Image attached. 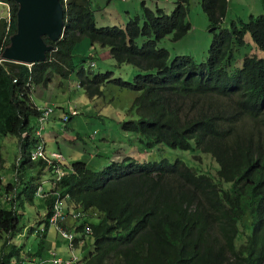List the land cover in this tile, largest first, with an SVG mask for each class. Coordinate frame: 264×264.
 <instances>
[{
    "label": "trees",
    "instance_id": "obj_1",
    "mask_svg": "<svg viewBox=\"0 0 264 264\" xmlns=\"http://www.w3.org/2000/svg\"><path fill=\"white\" fill-rule=\"evenodd\" d=\"M1 1L10 10L8 18L0 19V135L17 140L21 158L13 166L20 175L4 186L13 197L10 209L0 207V264L26 260L23 247L15 243L24 214L18 201L22 172L31 168L54 175L43 160L29 159L38 143L32 122L41 116L34 92L56 79L72 82L73 77L91 101L103 98L109 85L136 94L140 115L130 120L134 122H122L133 137H119L121 143L161 156L166 148L179 150L195 166L183 159L141 162L130 156L99 172L81 161L71 170L64 167L66 174L53 180L44 199L45 229H30L41 238L36 257L61 200L66 217L59 227L75 234L69 246L77 258L73 264H264V60L252 53L238 57L241 50L252 48L246 43L248 34L264 52V0H259L263 13L249 12V22L236 11L240 3L200 0L213 36L208 52L198 60L192 54L172 59L159 46L168 38L180 42L192 30L190 0H176L171 15L144 8V24L136 17L126 30L99 27L93 0H67L63 37L55 43L45 39L54 49L45 62L33 66L2 60L17 30L18 5ZM86 39L109 49L117 65H130L140 74L130 82L113 72L97 73L92 49L78 52ZM106 132L113 135L111 128ZM97 135L87 138L95 142ZM76 141L89 145L80 134ZM89 148L91 155L103 154ZM204 155L217 163L218 176L229 189L222 180L220 185L214 181L210 169L196 168L194 160ZM39 185L25 189L29 199ZM76 248L82 254H76Z\"/></svg>",
    "mask_w": 264,
    "mask_h": 264
},
{
    "label": "rangeland",
    "instance_id": "obj_2",
    "mask_svg": "<svg viewBox=\"0 0 264 264\" xmlns=\"http://www.w3.org/2000/svg\"><path fill=\"white\" fill-rule=\"evenodd\" d=\"M168 2V3H167ZM235 3L242 4L239 8L236 9L238 13H242L246 18V22H249L251 15L248 13L253 11L255 16L261 15L263 13V8L259 0H233ZM94 9H95V16L96 22L99 27H112V26H119L124 28L125 24L120 20V15L125 17V11L131 9L135 15V8L139 6L141 8V15L139 16L140 23L143 25L144 20L146 18V10L142 7L143 4L146 9L150 10L151 12L159 13L161 10H165L167 13H172L176 8V0L166 1V0H93ZM159 7V10L156 8ZM7 7L3 4L0 5V19L2 17L8 18L9 11L7 14ZM189 22L192 25V30L187 34L184 39L180 42H173L169 38L163 40L159 43L160 47L166 48L172 59H174L178 55H186L192 54L196 57V59H202L203 53L208 52L210 47L209 43L212 40V33L209 28V22L206 14L204 13L200 0H190V13L188 17ZM230 26V21L228 20L226 27ZM142 39L139 40V44H142ZM251 36H246V43L251 42ZM89 40H85L83 43L80 44L78 47V52L81 50L92 49V59L94 58L96 62V66L93 69L97 73H105V72H113L115 78H122L126 81H134L136 75L140 74V72H135V68L130 65H123L119 66L117 63L110 57L109 50L101 49V47L97 44L93 45ZM253 51V52H252ZM256 53L260 57L264 58V54L257 50L256 47L248 49H243L238 53L239 58H243L245 54L248 53ZM90 53V55H91ZM240 62L242 60L240 59ZM90 63L87 61L83 65V69L88 71ZM74 76L77 77L76 74ZM75 77H73L74 80ZM114 79V78H112ZM58 91V88H53V92ZM59 92V91H58ZM82 94L81 99H77L73 102V105L77 107L80 115L75 117L72 122L67 123L64 121V113L62 112L61 108H57L54 110V114L52 115L56 120L57 123L53 128H48L47 134L50 139H54L55 137L66 138V135L63 134H74V138L71 140H76V136L80 134L84 142H88L90 146L98 148V152L103 153L102 155H94L100 156L99 158L95 159L94 163L90 162V165L94 167L95 170L100 169L98 166L99 163L105 161L104 167H108L115 158L120 156H134L137 157L141 162L146 160H159L161 157H165L167 159L176 160V159H183L189 166L194 167L190 161H188L184 156L183 153L179 150H172L166 148L163 150V156L161 154L155 153H145L144 150L139 151V146L136 148L131 149V146L127 142H120L119 137H123V139H127L129 137H133V134L125 131L122 128L120 122L124 120H128L129 116L134 119H137L136 116V94L132 93L128 90H119L113 85H109L105 91V96L98 100L89 101L86 97L84 92H79ZM65 108V107H64ZM68 114L71 113V107H68ZM89 109V113L85 110ZM132 112V113H131ZM98 114H104V117H99ZM63 115V116H62ZM62 116V117H61ZM107 128H111L113 135L106 132ZM117 128V132L115 129ZM94 132H98L97 139L95 142H91L88 140V137ZM115 132V133H114ZM46 135L47 140V151L51 152L54 148L57 149L56 143L52 141H48V136ZM136 137V136H134ZM80 149V154L83 157H91L89 154L92 152V149L86 147L83 142L77 141L76 142ZM18 145V144H17ZM1 155L0 158L3 160V166H0V178H4L11 174L13 170L14 164V156H13V145L9 141H5L1 143ZM84 148V149H83ZM61 151L64 153L66 157L69 158V163H76L80 162L81 160L74 159L73 153L71 152V147L64 145L61 148ZM97 152V153H98ZM18 153V151H17ZM86 153V155L84 154ZM106 154V155H104ZM197 155V153L192 154ZM21 158V157H20ZM197 166L200 167L204 172L210 169L213 177L217 180V165L213 162V159L210 156H200L198 159L194 160ZM2 164V161H1ZM66 166L67 163H66ZM38 170L35 169H27L24 173L22 172L23 176H32ZM7 185V182L6 184ZM4 185V186H5ZM4 186H0L4 188ZM5 194V190H3ZM3 192L1 195H4ZM39 203V202H38ZM37 203V205H38ZM36 205V206H37ZM8 207V206H7ZM37 211L36 208L33 211L29 210V207L23 210L24 214L21 218V232L17 234L15 242L24 248L25 252L33 251V253L39 250V244L41 242V238L37 234H32L30 232L31 228H35L38 231H43L46 227L44 223V219L46 216V212L38 209V215L35 212ZM34 212V215H33ZM32 213V214H31ZM60 235V236H59ZM56 238L59 242L64 243L65 241L61 238V234L59 233ZM55 236H49L48 240L52 239V243L56 244ZM49 242V241H48ZM61 244V243H60ZM63 245V244H61ZM25 256L24 254L22 257ZM23 264H29L28 262H24Z\"/></svg>",
    "mask_w": 264,
    "mask_h": 264
},
{
    "label": "crops",
    "instance_id": "obj_3",
    "mask_svg": "<svg viewBox=\"0 0 264 264\" xmlns=\"http://www.w3.org/2000/svg\"><path fill=\"white\" fill-rule=\"evenodd\" d=\"M168 1H171V0H168ZM127 9L128 10L125 11V14H124L125 17L122 15L119 16L120 20L123 23H126L130 19V17L135 16L133 11H131V9H129V8H127ZM134 12L136 15H141V13H142L141 8H139V6H136ZM53 88H58L59 92L58 91L53 92ZM81 91H82V89L78 85V82L76 81V79L72 80V82H70V81L60 82L58 79H56L52 84L49 85V87L47 89L43 88V86L37 87L35 92H34V95H33V100H34V103L36 104V106L38 108L52 106L55 109L61 108L63 113L64 112L68 113V109H67L68 107H71V109L77 108L73 105V102L76 101L77 99H81L82 94L79 93ZM85 111L87 113H89V109H87ZM66 113H64V115ZM73 119L74 118H71L68 123L72 122ZM56 123H57V120L52 116V118L48 121V123L45 126V128H46L45 140H46V135L49 133V131L47 132L48 128H53L56 125ZM32 124H34V128L36 126V129L34 130V133H36V131L38 130V127H39L38 120L34 119ZM63 135H66V138L68 140H65V139L59 138V137H55L54 139H50L49 136L47 135L48 141H52L53 143H56V146H57V149L54 148L51 152H60L64 155V153L61 151V148H63L64 145H67V146L71 147V150H72L71 152L73 153L72 156L74 159L78 158L79 160H81V162H86L87 164H90V162L94 163V161H93L94 155L90 154L91 157H86V156L83 157L80 154V151L82 149L79 148L78 144L76 143L77 141L71 140L74 138V134L69 135L67 133V134H63ZM5 141H9L13 145V156L15 159L14 164H13V166H14L17 163V160L18 159L20 160V157H21L19 145H17L18 142L14 137H2L0 135V155H1V149H2L1 143H4ZM46 146H47V140H46ZM89 146L90 145H88V147ZM17 151H18V153H17ZM84 154L86 155V153H84ZM65 158L67 160V165H68L67 167H69L70 169L69 168L68 169L71 170V165L73 163L68 162V160H69L68 157L65 156ZM95 158H97V156H95ZM1 161H2V164H1ZM3 164H4L3 160L0 158V166H3ZM103 167H104V165L101 166L100 169L97 170V172L103 170ZM13 170L14 171L11 174H8V176H6L4 178H0V182H1L0 186H2V185L4 186L6 184V182H7V185L14 183V180L17 179V176H19L20 173L17 172L16 169H14V168H13ZM34 176H36V177L38 176V179L35 181H31L29 183L28 179L31 177H34ZM53 180H54L53 174L49 173L47 170L42 171V172L37 171L32 176H28V175L25 176L23 181L20 183V186L18 187V192H22L18 201L20 203H23V206L20 207V210H19L20 213L23 212V210L26 208V206L29 207L30 211H33V209L36 208L37 211H35V212L37 213V216H39L38 215V209L46 212V207L44 205L45 200L43 198H41L38 195V193L34 194V198L32 200H31V198L29 199L30 194L25 189L30 187V186H33L36 183H38L40 185H43L44 190L48 193L53 189ZM22 189H23V191H22ZM3 190H5V189L0 187V207L10 209L12 206L11 198L13 197V193L8 190L4 194ZM2 192L4 195H1ZM37 203H38V205H37ZM65 211H66V209H65ZM33 215H34V212H33ZM67 216L69 217L70 215H67ZM71 220H73V219L71 218ZM50 235L51 236H55V235L58 236L59 232L52 226L49 229V231L47 232L46 238L44 239V245H43L42 253L36 257L35 255L37 254V252L33 253L34 250L28 251V252L24 251L25 252L24 253L25 259H26L25 262H28L29 264H48V262H49V260H51L52 256L60 257L66 261L71 260L72 249L69 247L70 241H67L63 237H61L65 241L64 243H62V242H59V240L55 236V239L57 242H56V244H53L52 239L48 240ZM60 243L63 245H61ZM23 250H24V248H23ZM70 250H71V252H70ZM76 254H82V250L76 248ZM80 257L83 258V255Z\"/></svg>",
    "mask_w": 264,
    "mask_h": 264
},
{
    "label": "water",
    "instance_id": "obj_4",
    "mask_svg": "<svg viewBox=\"0 0 264 264\" xmlns=\"http://www.w3.org/2000/svg\"><path fill=\"white\" fill-rule=\"evenodd\" d=\"M18 5L17 30L3 51V61L33 66L45 62L55 43L64 35L65 9L62 0H13Z\"/></svg>",
    "mask_w": 264,
    "mask_h": 264
},
{
    "label": "built area",
    "instance_id": "obj_5",
    "mask_svg": "<svg viewBox=\"0 0 264 264\" xmlns=\"http://www.w3.org/2000/svg\"><path fill=\"white\" fill-rule=\"evenodd\" d=\"M52 113L51 109H48L45 111L43 116L39 119L40 128L36 134L39 144L37 148L31 153L30 159L31 161H38V160H44V162L49 166L53 168V172L56 174L57 180H60L61 177L64 176L65 170L64 167L66 165V158L64 155L60 152H47L44 142L42 141V130L44 129V124L47 122L50 114ZM38 194L45 198L46 195L43 193V189L40 188L38 190ZM64 203L59 200L55 205V213L53 217L51 218V225L56 228L61 236L64 239L69 240L72 242L74 239L75 234L67 232L65 230L60 229V223L64 220ZM74 219L80 218V214H75ZM91 230L89 227L86 228V234H90ZM75 261H77V258L75 256H72V259L70 261H66L60 257H53L51 260H49L48 264H73Z\"/></svg>",
    "mask_w": 264,
    "mask_h": 264
},
{
    "label": "clouds",
    "instance_id": "obj_6",
    "mask_svg": "<svg viewBox=\"0 0 264 264\" xmlns=\"http://www.w3.org/2000/svg\"><path fill=\"white\" fill-rule=\"evenodd\" d=\"M65 1H67V0H62V2H63V4L65 3ZM1 4H3L4 6H6L7 8V14H6V16L8 15V11L10 10L9 9V6L8 5H6V3H4V2H2L1 0H0V5ZM143 8H145V6H144V4H143ZM176 9V8H175ZM175 9H174V11H175ZM148 10V9H147ZM156 10H159V7H157L156 8ZM150 11V10H149ZM163 12H165L167 15H171L172 13H167L165 10H162ZM140 15H136L135 14V16H133V17H130V19L126 22V23H124L125 24V27L124 28H122V27H119V26H112V27H118V28H120V29H122V30H126L127 29V26H128V23L131 21V20H133L134 18H136V17H139ZM2 18H4V17H2ZM66 23V22H65ZM107 27H109V26H107ZM65 30H66V27L64 28V32H65ZM249 35V34H248ZM251 36V35H250ZM251 40H252V37H251ZM248 43H250V44H252V48L254 49V47H256L257 48V46L255 45V43L253 42V40L251 41V42H248ZM143 44V43H142ZM141 44V45H142ZM140 45V44H139ZM101 49H104V50H109V49H106V48H101ZM165 49V48H164ZM257 50L258 51H260L258 48H257ZM253 52V51H252ZM251 52V53H252ZM262 54H264V52H262V51H260ZM249 54V53H248ZM252 54H254V55H256V57L258 58V59H262V60H264V58H262V57H260L258 54H256V53H252ZM109 55H110V52H109ZM247 55V54H246ZM111 57V56H110ZM28 66V65H27ZM82 89V88H81ZM83 91V90H82ZM84 92V91H83ZM90 102H91V100H89ZM48 109H51L52 110V113L50 114V116H49V118H48V120H47V122L44 124V129L42 130V141L44 142V145H45V148H46V151H47V146H46V140H45V132H46V128H45V126H46V124L48 123V121L52 118V115L54 114V110H55V108H53L52 106H48V107H43V108H38V111L41 113V116L37 119L38 120V122H39V119L43 116V114L45 113V111L46 110H48ZM136 116H137V120H138V118H139V115H140V113H139V111H138V109H136ZM132 113V112H131ZM80 115V113H79V111H78V109H76V108H73L72 110H71V113H66L65 114V116H64V121L66 122V124L69 122V120L71 119V118H75V117H77V116H79ZM100 115H102V114H98V116H100ZM132 119H134V118H132L131 116H129V118H128V120L126 119V120H124V121H127V122H134V121H130V120H132ZM135 120V119H134ZM120 124L122 125V128L124 129V125H123V123L122 122H120ZM39 128H40V123H39V127H38V130H39ZM38 130L36 131V133H35V136H36V134H37V132H38ZM36 138H37V136H36ZM37 140H38V138H37ZM38 144H39V140H38V143H37V146H38ZM37 148V147H36ZM35 148V149H36ZM34 149V150H35ZM34 150H32V152L34 151ZM31 152V153H32ZM48 152V151H47ZM31 153H30V155H29V159H30V156H31ZM65 157V156H64ZM130 156H120V157H117V158H115V160H113V162L114 163H121V162H123L125 159H127V158H129ZM213 159V158H212ZM31 160V159H30ZM42 160V159H41ZM44 161V160H43ZM32 162H36V161H32ZM112 162V163H113ZM213 162L217 165V163L214 161V159H213ZM66 163H67V160H66ZM65 167H67L66 165H65ZM105 167H103V169H104ZM65 170V169H64ZM217 171H218V165H217ZM65 174H66V172H65ZM64 174V175H65ZM54 181L55 182H57V181H59V180H57V177H56V174L54 173ZM213 179H214V181L216 182V183H218L219 185H220V181L219 180H222V183H223V185H224V187H226L227 189H229L230 187H229V185L227 184V182H225L223 179H221V177L220 176H218V173H217V180L213 177V176H211ZM62 178V177H61ZM60 178V179H61ZM53 185H54V183H53ZM40 188H42L43 189V193L46 195V197L48 196V193L44 190V188H43V185H40V186H38V188H37V193H38V190L40 189ZM39 195V194H38ZM40 196V195H39ZM41 197V196H40ZM45 197V198H46ZM42 198V197H41ZM45 198H43V199H45ZM56 205V204H55ZM65 208V207H64ZM54 209H55V207H54ZM75 215V214H74ZM64 217H66V213H64ZM74 217V216H73ZM64 220H65V218H64ZM63 220V221H64ZM77 220V219H76ZM62 221V222H63ZM50 222H51V220H50ZM61 222V223H62ZM60 223V224H61ZM51 227L53 226V225H50ZM54 227V226H53ZM56 229V228H55ZM57 230V229H56ZM58 231V230H57ZM59 232V231H58ZM68 232V231H67Z\"/></svg>",
    "mask_w": 264,
    "mask_h": 264
}]
</instances>
